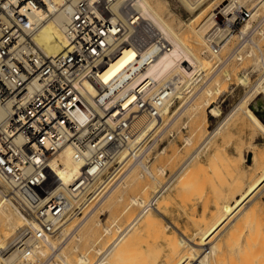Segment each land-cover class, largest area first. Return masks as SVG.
<instances>
[{"label":"built area","instance_id":"built-area-1","mask_svg":"<svg viewBox=\"0 0 264 264\" xmlns=\"http://www.w3.org/2000/svg\"><path fill=\"white\" fill-rule=\"evenodd\" d=\"M49 2L0 0V104L9 111L0 124V182L27 219L12 243L21 244L29 262L34 248L83 213L108 181L129 172L136 160L149 161L148 136L135 141L147 122L141 127L138 122L160 116L157 111L191 93L206 77L205 72L190 79L173 74L155 91L150 90V78L139 81L170 48L139 11V0L55 4L69 11L66 46L59 55L47 57L27 32L26 15L46 10L47 16ZM249 13L242 7L236 19ZM128 49L136 57L105 81L102 75ZM65 149L71 150L79 169L70 182L61 175L59 155ZM152 205L144 203L139 212ZM129 224H111L113 241ZM113 241L88 264H100ZM54 255L49 253L45 262L55 260Z\"/></svg>","mask_w":264,"mask_h":264},{"label":"rangeland","instance_id":"rangeland-1","mask_svg":"<svg viewBox=\"0 0 264 264\" xmlns=\"http://www.w3.org/2000/svg\"><path fill=\"white\" fill-rule=\"evenodd\" d=\"M208 1H207V3H205V5H204V3L202 5H200L199 10L197 9L193 12H191L189 9H187L181 0H157V2L155 0V3L160 6V11L163 13V16L165 17L166 20H168V22L173 27H175L176 29L181 28V30H183V32H185V34H187L186 36H188L189 34H191V36H192L191 26H194V25L196 26V21H193V20H195V17L197 16V14H199V12L204 7L209 6V4H210V6L216 5L219 2H223L224 0H208ZM205 2H206V0H205ZM161 3H163V4H161ZM227 3H228V1L225 2V4H227ZM242 7H246L248 9H250V8H253V5L250 4V2H249V4L246 2H243V4L241 3L237 7L235 6L234 10H236V8H237V11L238 10L240 11V8H242ZM260 8L261 9H259V6H258L255 9V11L257 10L258 14L256 13L255 18L252 19L253 23L251 24V28L248 31V33L244 36H241V38L239 37L240 30H242L245 23L251 18L252 13H249L250 17H248V18L235 19L234 23L232 24V26L230 28V33H229L230 35H228V33H224L223 36H222V34L217 35L218 34L217 27H220V25H221L219 20H216L217 25L214 24V25H212V27H210L208 29L209 33L206 32L207 36L209 35V36H211V39L213 38L212 39L213 45L215 44L217 46L220 43H221V45H223L224 43L227 42V40H229L228 46L226 48H224V50H223L224 52H222V57L224 58L223 60L227 59L228 55L231 53V51L234 48L235 49H236V47L240 48V46H241L242 52H244L245 58H246L245 60L243 59L244 60L243 62L242 61L239 62V61L234 60L233 62L231 61V62L223 63V64L220 62L219 63L217 62L218 63L217 64L216 60H215L216 58H213V60H212V57H214V56H212L211 53H209L208 51H203L201 54V57L205 60V64H206L205 69H206L207 75H206L205 79L201 83H199V86L196 87L195 90H193V91L195 92L196 89H198V88L200 89L201 87L203 88L204 86H207L206 82H208V78L211 81L214 79V82H215V80H220L221 85H224V86H222V89L225 92L223 91L222 95H218L217 97H214L213 99L210 100V103L214 102L215 104L213 103V105L218 106L219 109H221L220 116L213 115L209 111L207 106L204 105L203 108L201 109L202 111L200 110L201 112L199 111L197 114H195L197 116H196V119H194L195 115L192 113L194 110L192 111L191 110L192 107L189 106L190 103L192 102V98H193L192 96H194V95H192L193 91L189 94L187 93L186 95H184V97H181L179 100L175 101V103L173 104V107L171 109V110H175V107L176 108L178 107V110L174 111L175 114L172 117H169V119L167 118V120H165L163 126H161L158 129V131H156L155 133H153V131H151V133L147 137L145 152L147 151L150 159L148 162H145V164L154 173L153 175L156 177V182L153 181V179L146 172L144 173L143 169H141L140 166L137 167L135 164V166H134V167H136L135 170L132 172V174H130L127 177L128 179L126 178V180L123 182L124 184L126 183V186H124V184L118 185V187H116V190L113 193V195L122 194L123 200H121V203L118 202L117 205L112 204L110 207H108L111 200L106 199L108 202L106 200H105L106 202L105 201L100 202V200H102L103 198H101L99 200V198L101 196V194H99V196L95 199L96 201L94 200L92 202L93 204L91 203L92 205L89 206L85 210V212H83V213H81V214H79L73 218H69L66 222L70 224L69 227H71V228H69L68 235L66 237L65 242L63 243V245L66 244V246L64 245V247L62 248L64 251L62 250V253H61V256L63 258L66 256V258H64L65 260L68 259V260H66V262L68 264L69 263H72V264L76 263L77 264L78 263L77 261L79 260L78 258L80 257L78 255H82V254H88L91 259H94L95 255H96V249L107 246L116 236V231L114 229H112L111 224L114 221H118L120 224L124 225V224L128 223L129 221H131L132 218L138 214L139 207L137 205L130 204L131 203L130 198L133 196L134 197L140 196L144 199L146 198V200H147L150 196H152V193L154 194L158 189H160V187L165 182H167L169 180L170 176H173L175 174V172L178 170V168L181 167L182 163L185 162V160L189 157V155H191V153H193V151H195V149H197L202 144L203 139H205V137H207L209 135V133L212 132L220 124L221 121H223V118L227 117V115H229L230 113L233 114L234 112H235L234 113L235 114L234 119L233 120L230 119L231 122L230 123L228 122L229 124L226 123L227 124L226 126L224 125V127L222 128V130L220 131L218 136L216 135L215 136L216 138L214 137L209 142L206 149H204L201 153H199L190 162L189 167H187L185 169L184 173L182 175H180V177H178L177 180L173 184H171V188H169V191L164 196H162L160 198V200L157 203V207L159 208L160 213L158 216L155 217L156 219L154 218V220H155L154 224H155V226H157L159 224H169V226L171 228L170 227L168 228V232L165 236L173 237L174 233H176V235L180 234L182 236H183V233L189 234V235H195L196 231H198L197 227H199L200 224L204 225V223L202 222V219L206 220V222H205L206 225H207V223L208 224L211 223L209 226V227H211L213 225V223L217 220V217L219 215V213H218L219 207L220 208H221V206L223 207L228 202L229 203L232 202V204H231L232 206L235 205L237 202H240L238 205V208H237L238 211H235V214L232 213L230 218L227 220V222L225 224V226H226L225 230L223 229V231H224L223 234L224 235L226 234L225 235L226 237L224 235L223 236L227 240L229 239L228 238V236H229L230 237L229 240H231L229 242H231L233 244V247H232V244L230 243L231 246H229L227 248V251H228L227 253L231 252L236 247H238V249H239V246H240V248H242L241 252L243 255L237 249L238 253L234 252L231 254H227L226 261L232 257V254H233V256H236V254H239V255L241 254L242 255V256L240 255L241 258L239 257V255H238V257L242 260L237 259L238 258L237 256H236L237 258L235 257L237 260L233 258L234 260L237 261L236 264H239L240 261H241V264H245V263L248 264L251 262V259L252 260L254 259L255 261L260 259L257 263H254V264H264V191L262 193L258 194L259 192L262 191V189L264 187V182L261 183L260 185H258L256 188H254V190L251 193H248V194L246 193L249 189V187L247 188V186L250 183H252L253 181L254 182L252 184H254L256 182V180L261 175L260 173H258L257 175H254V176L252 175L253 171L251 170L252 167H250V166H252V160H251L252 156H251V153H249V150H250L251 146H254L257 150L261 151L264 155V133H262L259 129H255L256 127H254L247 120L246 116L243 115L244 113L242 111H240V113L238 112L239 115H237V111H234V112L231 111L245 97L247 92H248L247 93L248 95L251 94L250 93V92H252L251 87H253V85L258 81L259 76H260L261 71L260 70L258 71V69L257 68L255 69V66H253L255 64L254 63L255 58H258L259 56H260L259 58H262V56H264V5L261 6ZM238 12H237V14H238ZM191 21H192V23H190ZM189 24L190 25L192 24V25L190 26ZM187 28H189L190 30ZM216 36L217 37L220 36L219 37L220 39L217 38L219 40V42L216 40ZM248 52H250V53H248ZM208 54H210V55H208ZM208 56L209 57L211 56L210 57L211 61H209L210 58ZM207 66H208V68H207ZM251 67H254V68L251 69ZM225 71L230 72L228 80H226L225 74H223V73H225ZM245 71H247L246 73L249 76L248 78L251 80L250 86L249 85L245 86L244 84L243 85L240 84L241 81L239 80V78L241 76H243L244 74L246 75ZM214 82H212V83H214ZM262 95L263 94H261L259 96L261 97ZM199 97H197V98H199ZM182 98H186V99L182 100ZM197 98H195L194 101L197 100L198 102H201V99H197ZM195 103H196V101H195ZM251 106H253V105H251ZM189 111H190V113L188 114L187 112H189ZM203 111H204V113H203ZM254 112L256 113V115H258L259 118L261 117L260 120L264 124V116H263L264 111H254ZM204 115H206V118L208 120H207L205 127L199 130V132H200L199 133L198 130L196 129V127L199 123L203 124V118L205 117ZM242 115L245 117H243ZM189 120H190V122H189ZM193 121H195V122H193ZM226 127H227V129H226ZM192 129H194V130L196 129L195 132ZM256 130L259 132H257ZM152 133H153V135H152ZM251 133H253V134H251ZM192 134H194V135H192ZM249 134H251V135H249ZM227 135H228V137H227ZM189 137H190L191 143L188 144L185 141V139H187ZM251 137H252V139H251ZM155 140H156V142H155ZM247 142L249 144H247ZM243 144H244V146H243ZM255 144H256V146H255ZM241 147L243 149L241 151L242 157L239 153L241 150ZM239 148H240V150H238ZM216 150H217V152H216ZM219 151L221 152V154ZM223 151H226V153L225 152L224 153L227 154V156L224 155ZM215 153H217L216 155H218V153H219V155L215 157V155H214ZM243 157H245V160H243ZM213 158H217V159H213ZM213 162H216V163L214 164ZM231 163H233V164H231ZM230 165L231 166L232 165L240 166L241 172L243 174H245L244 178L242 177L243 174L235 176V174L231 170H229V169H231ZM157 166L162 167L165 170L164 174H159L158 171H156V169L158 168ZM233 168L235 169V167H233ZM226 172H228V173H226ZM231 172H232V174H231ZM218 174H220V175H218ZM138 175H139V177H138ZM141 175H142V177H140ZM229 175H231V176H229ZM119 176H116V178H118ZM133 176L134 177L136 176V177L134 178ZM248 176H249V179H248ZM250 176L252 179L250 178ZM184 177H186V178H184ZM223 177H225V178L223 179ZM138 179H139V181H138ZM183 179H188V180H183ZM235 179H239V180L244 182L245 185H243V187H244L243 190H245L246 192H244L241 195H237V197H236L237 201H232V199H231L232 195L231 194L235 188V186L232 183H234ZM198 181L202 182V183L200 184ZM149 182H151V183H149ZM130 183H131V186L129 185ZM147 183H149L150 186ZM154 184H156V185H154ZM201 185L203 187H201ZM146 187H147V189H146ZM151 188H153V189H151ZM0 189L3 193V195H6V197L9 198L7 196L8 194L6 193L7 190L1 182H0ZM142 189H144V190H142ZM196 189H198V190H196ZM104 191H105V189L103 190V192ZM144 191L147 194L146 196H145ZM219 191H221V192H219ZM217 193H220V194H217ZM186 198H187V200H186ZM164 200L167 202V204ZM11 201L13 203H15V205L18 207L19 212L22 213L23 215H25L20 210L19 205L13 199ZM110 208H112V209H110ZM203 208H204V210H203ZM221 209H223V208H221ZM223 211H224V209H223ZM239 212H240V214H239ZM246 212H248V213H246ZM220 214H221V212H220ZM92 215H93V217L91 218ZM88 216H89V218H88ZM95 216H97L98 220H100L101 226H99L96 231L94 230L95 234H92V232H91L88 235H84V228L85 227L83 226L84 224L82 222H84V220H86V218H88V220L90 219V221L95 220V219L97 220V217H95ZM239 216H240V218H239ZM245 216L247 219L245 218ZM94 217H95V219H94ZM200 218H201V220H199ZM232 220H234L233 221L234 223L231 222ZM73 222H75V223H73ZM236 222H240V223H236ZM71 223H73V224H71ZM235 223L239 224V225H236ZM66 224H65V226H66ZM24 225L22 227H24ZM79 225H81L82 227H80ZM240 225L242 226V228L240 227ZM105 226H107V228H110L112 230L111 234L109 233L110 235L106 234L104 232L105 228H106ZM206 227H208V225ZM21 228L19 230L15 231L12 236L8 237L7 240L5 241V243L8 244L10 241H11L10 243H12L14 241V239L19 235ZM81 228H83V229H81ZM175 229H177V231ZM230 229H232V232H230ZM234 229H235V231L240 230L239 232L236 233V236H238V238H236V236H233L236 239L230 236L232 234H235L233 232ZM79 231H81V232H79ZM174 231H176V232H174ZM219 232H216V233L219 234ZM221 232H222V230H221ZM229 232L231 233L230 235H229ZM137 234L139 236L141 235L140 237L142 239L141 240L142 242H140V244H138L136 246V248L138 250H135L136 251L135 254H134L133 250L128 251L129 262H126V264H129V263L130 264H139V263L140 264H147V263L152 264V263H155V261L157 260V259H155L156 255L158 257L160 254L159 248L161 245L162 246L164 245L165 240H164L163 236L159 237L158 234L150 232V228L146 222L145 216L141 217V219L138 220L137 224L124 237L125 241L123 240L122 241L123 243L120 242V244H119L120 246L119 245L118 246L122 247L123 245H125V242L127 240H131ZM218 234H216V235H218ZM57 235H59V233ZM78 235H81L82 239H79L77 237ZM83 235H84V237H83ZM89 236H91V239ZM55 237L57 238L58 236L55 235ZM55 237H53V239H55ZM127 237H129V238H127ZM156 238L158 240H156ZM220 238H223V237L220 236ZM74 243L76 244L77 247H80L77 249V250H79V252H76L77 250H74V248H73V247H75ZM118 246H117V249H118ZM157 248H158V251H157ZM117 249H115V250H117ZM155 249H156V252L154 251ZM152 250H153V252H152ZM233 251H236V250L234 249ZM63 252H65V253H63ZM114 252H116V251H113L108 256V263L114 260L113 259L114 258ZM49 253H51L50 250L48 251V254ZM154 254H156V255H154ZM141 255H142V257H141ZM228 255L230 256V258L228 257ZM245 255H247L249 257L250 262L247 261L248 263L247 262L243 263V261H246L245 258L247 256L244 257ZM46 256H44V257H46ZM253 256H254V258H252ZM256 256H258L257 260L255 259ZM44 257L42 256V258H40L41 260L39 261L38 264H42L43 262H45L46 258L44 259ZM243 257L245 260L243 259ZM144 259H146V260L144 261ZM152 260H154V262H152ZM131 261H132V263H131ZM232 261L233 260H231V261L228 260L227 264H231ZM44 264H49V262H45ZM61 264H63V263H61Z\"/></svg>","mask_w":264,"mask_h":264},{"label":"bare ground","instance_id":"bare-ground-1","mask_svg":"<svg viewBox=\"0 0 264 264\" xmlns=\"http://www.w3.org/2000/svg\"><path fill=\"white\" fill-rule=\"evenodd\" d=\"M181 1L183 2V4L185 5V7L187 9H189L191 12H193V11H195L197 9L199 10L200 5H202L203 3L205 5V3H207L208 0H206V2H205V0H181ZM227 1H228V3L225 4V2H227ZM61 2H62V0H51V2H49L48 5H47L48 11L50 12L47 16L45 14L46 10L44 12H33V13H29V14L26 15L27 21L29 22V24L27 25V32L29 34H33V39L36 42V44L39 46L41 51L47 57H50V58L59 55L64 50V48L66 46L65 31H66V27H67L69 19H70V15H69V11L67 9H61V10L56 9V5L55 4L61 3ZM156 2H157V0H156ZM243 2H246L248 4L250 2V4L253 5V8L249 9V12L252 13V15H251V18L245 23V25L243 26L242 30H240V35H239L240 38H241V36L246 35L248 33V31L250 30L251 24L253 23L252 19L255 18V15L257 13V10L255 11V9L258 6H259V9H261L260 7L264 5V0H224L223 2H219L218 4L211 5V6L208 3L209 6H206L204 8L202 7L203 9L202 10L200 9L201 11L199 12V14H197V16L195 17V20H193V21H196V26L195 25L191 26L192 24L191 25L189 24L191 26L192 36H191V34L186 36L187 34H185V32H183V30H181V28L180 29H176L175 27H173L168 22V20L165 19V17L163 16V13L160 11V6L155 3V0H139L138 9L141 12V14L147 20L151 21L161 31V33L164 35V37L170 43V48L168 50H166L165 52L161 53L160 55H158V57L148 67L147 71L142 75V77L139 78V81L141 79L145 78V77L150 78L152 80V85L150 87V90L151 91H155L156 89H158V87L162 83L167 81L173 74H177V73L181 74V76H183L186 79L192 78L193 75L198 73V72H200L199 77L200 76L202 77L204 72H205L204 76H206L207 72H206V69H205V66H206L205 60L201 57V54H202L203 51H208L209 53H211V55L214 56V57H212V60H213V58H216L215 59L216 63L220 62V63L223 64V63H228V62H231V61L233 62L234 60L235 61H239V62L240 61L243 62L246 58H245L244 52H242L241 46H240V48L239 47H236V49L234 48L231 51V53L228 55L227 59L223 60L224 58L222 57V52H224L223 51L224 48H226L228 46L229 40H227V42L224 43L223 45H221V43H220L217 46L214 44L215 45L214 46L212 44V41H213L212 39L213 38L211 39V36H209V35L207 36L206 35V32H208V29L210 27H212V25H214V24L217 25V21L216 20H219L221 25H220V27L216 26L218 34L215 31L214 32L217 35L222 34V36L224 35V33H228V35H230L229 34L230 33V28H231L232 24L234 23V21H235V19L237 17V12L239 11V10L237 11V8H236V10H234L235 6L237 7L239 4H241V3L243 4ZM163 3H161V4H163ZM239 12H238V14H239ZM190 23H192V21ZM187 29H189V28H187ZM219 37L216 36V40L218 42H219V40L217 38H219ZM248 53H250V52H248ZM208 55H210V54H208ZM135 57H136L135 51H133L132 49L126 50L115 63H113L111 66H109V68L106 70V72L102 75V78L105 81H108L115 74H117L121 69H123L127 64H129ZM259 57L255 58V60H254L255 64L253 65V66H255V69L257 68L258 71L259 70L261 71L259 79L257 78L258 81L256 80L257 82L253 85V87H251L252 88V90H251L252 92H250L251 94L248 95L247 94L248 92H247L245 97L239 102L238 105L236 104L237 106L234 109H232L231 111H233V112L237 111V115H239L238 112L240 113V111H242L244 113V114L243 113L242 114L246 116L247 120L254 127H256L255 129H259L262 133H264V124L260 120L261 117L259 118L258 115H256V113L254 112V111H264V56H262V58H259ZM209 61H211V58H210ZM207 68H208V66H207ZM252 68H254V67H251V69ZM228 72L225 71V73H223V74H225L226 80L229 79L230 72L229 73ZM246 72L247 71H245V73ZM246 75H247V73H246ZM248 77L249 76L248 75L245 76V74L243 76H241L239 78V80L241 81L240 84H242V85L244 84L245 86L246 85L250 86L251 85L250 84L251 80ZM212 82H214V79L211 81L208 78V82H206L207 86H204L203 88L201 87L200 89L198 88V89H196L195 92L193 91L192 95H194V96H192L193 97L192 98V102L190 103L189 106L192 107L191 108L192 111L194 110L192 112L194 115L197 114L203 108V106L205 105V106H207V108L209 109V111L213 115L220 116L221 112H220L219 107L218 106H214L213 105L214 102L210 103V100L213 99L214 97H217L218 95H222V93L224 91L222 89V86H224V85H221V81L220 80H215L214 83H212ZM193 88H195V86ZM261 94H263V95L260 97L259 95H261ZM197 97H199V98H197ZM195 98L201 99V102H198L197 100H195L196 101V103H195V101H194ZM184 99H186V98H182V100H184ZM251 105H253V106H251ZM172 107H173V104L168 103V104H166V106L164 108V111H157V112H159L160 116L148 117V118H145L143 121H139V122L137 121L138 122L137 125L140 126V127L143 124H145L146 122H147V125L145 126V128H143L139 132V136H137L135 138V141H140L144 137H147L151 133V131H153V133L158 131V129L161 126H163L165 120H167V118L169 119V117H172L175 114L174 111L178 110V107L177 108L175 107V110H171ZM8 113H9L8 107L0 104V124H2L6 120V118L8 116ZM187 113L189 114L190 111L187 112ZM203 113H204V111H203ZM234 113L233 114L230 113L229 115H227V117H224L223 121H221L220 124L212 132H210L208 136L206 135L207 137H205V139H203L202 144L197 149H195V151H193V153H191V155H189V157L186 160L184 159L185 162L182 163L181 167L178 168V170L175 172V174L173 176H170V178H169V180L167 182H165L164 184L162 183L163 185L160 187V189H158L154 194L152 193V196H150L147 200H146V198L144 199V198H142L140 196H136V197L133 196V197L130 198V201H131L130 204L137 205L138 207L143 205L144 203H147V202L149 203L151 201V203L153 204L152 208H148L145 211L142 210L141 212H138V214L135 217L132 218V220L130 221V224L128 226V229L123 234H121L118 238H116L115 241L112 240L113 242L110 244V246L107 249L106 253L103 255L104 258L103 259L101 258L100 264H126V262H129L128 251H132L133 250V252L135 254V252H136L135 250H138L136 248V246L138 244H140V242H142L141 241L142 239L140 237L141 235L139 236L137 234L131 240H127L125 242V245H123L122 247H119L120 246L119 244H120V242H122L124 240V237L127 235V233L137 224L138 220L141 219V217H143V216H145L146 222H147V224H148V226L150 228V232L158 234L159 237L163 236V238L165 240L164 245L163 246L161 245L160 248H159V250H160L159 256L157 257V255H156L157 253L154 254V255H156L155 259H157V260L155 261V263H152V264H160V263L161 264L162 263L163 264H227L228 260H230V261L233 260L231 262V264H236L237 263L236 260L241 258L240 255L242 254V252H241L242 248H240V246H239V249H238V247L234 248L236 251H233L234 250L233 249L231 252L227 253L228 252L227 248L229 246H231L230 245L231 242H229L231 240H229L230 239L229 236H228V238H229L228 240L226 238H224V236L226 234L225 235L223 234V232H224L223 229L225 230V227H226L225 224H226L227 220L230 218L231 214L232 213L235 214V211H238L237 208H238V205H239L240 202H237L233 206L231 205L232 202L231 203H229V202L226 203L223 207L221 206V208H223L224 211H223V209H221L219 207L218 208L219 215L217 217V220L214 223L212 222L213 225L211 227H209L211 223L210 224L207 223L208 227H206L207 226L205 224L206 220L202 219V222L204 223V225L200 224L199 227L196 226L198 228V231H196L195 235H189V234H184L183 233V236H182L180 234L176 235V233H174L173 237L165 236L167 234V232H168V228L170 227L169 224H159L157 226H155V224H154L155 223L154 218L156 216H158L159 213H160V210L157 207V203L160 200V198L162 196H164L169 191V188H171V184H173L177 180V178L180 177V175H182L184 173L185 169L187 167H189L190 162L199 153H201L204 149H206V147L209 144V142L216 135L218 136V134L220 133V131L222 130L224 125L226 126L227 125L226 123H228V122L230 123L231 122L230 119H232V120L234 119V117H235ZM196 116L197 115H195V117L193 116L194 119H196ZM204 116L205 117L203 118V124L202 123H199V124L197 123L198 124L197 127L194 125L196 127V129L198 130V132H199L200 129L204 128L206 123H207L208 119L206 118V115H204ZM245 116H243V117H245ZM189 122H190V120H189ZM193 122H195V121H193ZM138 126H136V127H138ZM226 129H227V127H226ZM192 130L195 132L194 129H192ZM257 132H259V131H257ZM153 133H152V135H153ZM251 134H253V133H251ZM251 134H249V135H251ZM192 135H194V134H192ZM227 137H228V135H227ZM251 139H252V137H251ZM185 141L188 144L191 143L190 137L185 139ZM155 142H156V140H155ZM247 144H249V143L247 142ZM243 146H244V144H243ZM255 146H256V144H255ZM242 147H241V150H240V148L238 149V150H240L239 153H240L241 157H242V152L241 151L243 150ZM216 152H217V150H216ZM224 152L226 153V151H223V153ZM225 153H224V155L227 156V154H225ZM249 153H251V156H252L251 157L252 166L249 165L250 167H252V169H251L253 171L252 175L254 176V175H257L258 173H260L261 175L256 180V182L254 184H252L254 182L253 181L252 183H250L247 186V188L249 187L247 192L245 190H243V188H244L243 185H245L244 182L239 180V179H235L234 183H232L235 186L234 191H232V194H231L232 195V198H231L232 201H237L236 200L237 199L236 198L237 195H241L244 192H246L247 194L251 193L254 190V188H256L258 185H260L261 183L264 182V155H263V153L261 151L257 150L254 146L250 147ZM216 154L217 153L214 154L215 157L219 155V153H218V155H216ZM220 154H221V152H220ZM137 155L140 156V154H136V156ZM141 155H143V154H141ZM217 158H213V159H217ZM145 159L136 160L134 162V165H133L132 169L129 172L123 174L122 176H119L118 178H115V179L113 178V180L108 181L106 186H105V188H104L105 191L103 193L102 192L100 193L101 196H100L99 200L101 198H103L102 200H100V202L101 201L103 202L106 199H110L111 201H110V204H109L108 207H110L112 204L117 205L118 202L121 203V200H123L122 199V194L113 195V193L116 190V187H118V185H120V184H124L123 182L126 180V178L130 174H132V172L136 168V167H134L135 164H136L137 167L140 166V168L143 169V172L144 173L146 172L153 179V181L156 182V177L153 175L154 173L150 170V168L145 164V162H147ZM59 160L63 164V169H62V172H61L62 178L66 182H70L79 172L78 165L73 159V155H72L71 150L70 149L63 150L60 153V155H59ZM243 160H245V157H243ZM213 163L215 164L216 162H213ZM231 164H233V163H231ZM233 167H235V169ZM230 168L231 169H229V170H231L235 174V176L243 174L241 172V170H240V166L232 165ZM157 169H156V171H158L159 174H164L165 170L162 167H158ZM232 172H231V174H232ZM226 173H228V172H226ZM218 175H220V174H218ZM229 176H231V175H229ZM244 176H245V174L242 175L243 178H244ZM138 177H139V175H138ZM140 177H142V175ZM184 178H186V177H184ZM224 178L225 177H223V179ZM250 178H251V176H250ZM248 179H249V176H248ZM183 180H188V179H183ZM138 181H139V179H138ZM149 183H151V182H149ZM149 183H147V184H149ZM199 183L201 184L202 182H199ZM129 185L131 186V183ZM154 185H156V184H154ZM202 185H201V187H203ZM124 186H126V183L124 184ZM149 186H150V184H149ZM144 189H142V190H144ZM146 189H147V187H146ZM151 189H153V188H151ZM196 190H198V189H196ZM263 191H264V187H263L262 191L259 192L258 194L262 193ZM219 192H221V191H219ZM217 194H220V193H217ZM146 195L147 194L145 192V196ZM186 200H187V198H186ZM166 204H167V202H166ZM110 209H112V208H110ZM203 210H204V208H203ZM220 212H221V214H220ZM246 213H248V212H246ZM239 214H240V212H239ZM93 215L91 216V218L93 217ZM240 216H239V218H240ZM246 216H245V218H246ZM95 217H97V216H95ZM95 217H94V219H95ZM88 218H89V216H88ZM88 218H86V220H84V222H82L84 224L83 226L85 227L84 228V235H88L91 232H92V234H95L94 230L96 231L97 228L99 226H101V222H100V220H98V217H97V220L95 219V220H91V221H90V219L88 220ZM199 220H201V218ZM233 221L234 220H232L231 222H233ZM240 222H236V223H240ZM26 223H27V219L25 218V216L22 213L19 212L18 207L15 205V203H13L11 201L10 198H7L6 195H3V193H2V191L0 189V249L3 251V252L0 253V264H32V262H34V264H36V263L38 264V261L41 260L40 258H42V256L43 257L46 256L48 254L49 250L51 252H54L55 253L54 256L56 257L55 260L49 262V264H61V263L68 264L66 262V260H68V259L65 260L64 258H66V256L63 258L61 256V253H62V250H63L62 248L64 247V245L66 246V244L63 245V243L66 240L69 228H71V227H69V225H70L69 223L66 222L67 223V224L65 223L66 226H65V224H63L64 227L62 226L61 227L62 229L60 228L61 230L59 229L56 232V234L52 235L51 237H48L47 240H45L41 244V246L39 245L38 247L34 248V253L35 254H34L33 258H31L32 260L29 259L30 262L26 261V260H28V259L25 258V255H24V253L26 251L21 246V244L10 243L11 241L9 242L10 244L8 243L9 245L7 243H5V241L7 240L8 237L12 236L15 231L19 230ZM29 223H30L31 227L35 228L34 223H31V222H29ZM73 223H75V222H73ZM73 223H71V224H73ZM81 225H79V226L82 227ZM236 225H239V224H236ZM105 227L106 228H105L104 232L106 234H109V233L111 234L112 230L110 228H107V226H105ZM240 227L242 228L241 225H240ZM81 229H83V228H81ZM235 229L233 231L235 234H232V235H230L231 234L230 232H232V229H230L229 235L231 237L236 236V233L240 231V230L239 231H235ZM175 230L177 231V229H175ZM221 230H222V232H221ZM176 231H174V232H176ZM79 232H81V231H79ZM216 232H219V234L216 233ZM58 233H59V235H57ZM216 234H218V235H216ZM55 235L58 236V237L56 238ZM84 235H83V237H84ZM220 236L223 237L224 239L220 238ZM53 237H55V239H53ZM77 237L79 239H82L81 235H78ZM89 237L91 239V236H89ZM129 237H127V238H129ZM233 238H235V237H233ZM236 238H238V236H236ZM156 240H158V239L156 238ZM117 246H118V249H117ZM232 247H233V244H232ZM73 248H74V250H77L80 247H77L76 244H75V247H73ZM100 249L101 248H97L96 251H99ZM115 249H117V250H115ZM237 249L240 251L241 254L240 255L236 254V256L238 257V255H239L240 258L239 257L237 258L236 256H233V254H232V257H231L232 259L228 255V257L230 259H228L226 261L227 254H231V253H234V252L238 253ZM113 251H116V252H114V258H113L114 260L113 261L110 260L111 262L108 263V256ZM154 251L156 252V249ZM157 251H158V248H157ZM76 252H79V250H77ZM152 252H153V250H152ZM63 253H65V252H63ZM78 256H80V257L79 258L77 257L79 259L78 261L76 260L78 262L77 264H88V261L91 262L93 260L89 256H87L86 254H82V255H78ZM246 256L247 255H245L244 257H246ZM141 257H142V255H141ZM244 257H243V259H244ZM257 257L258 256L255 257L256 260H257ZM233 258L236 259V260H234ZM252 258H254V256ZM245 259H246V261H243V263H245L247 261L250 262L248 256ZM145 260L146 259H144V261ZM240 260H242V259H240ZM259 260L260 259L255 261L254 259L253 260L251 259L252 263L251 262L250 263L254 264V263H257ZM152 262H154V260H152ZM131 263H132V261H131ZM250 263H248V264H250ZM69 264H72V263H69ZM239 264H241V261H240Z\"/></svg>","mask_w":264,"mask_h":264}]
</instances>
